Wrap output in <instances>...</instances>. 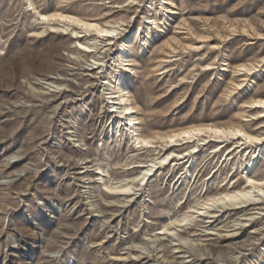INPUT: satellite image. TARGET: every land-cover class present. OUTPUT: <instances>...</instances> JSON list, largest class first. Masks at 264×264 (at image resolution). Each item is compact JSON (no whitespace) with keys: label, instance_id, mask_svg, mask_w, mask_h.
Here are the masks:
<instances>
[{"label":"rangeland","instance_id":"obj_1","mask_svg":"<svg viewBox=\"0 0 264 264\" xmlns=\"http://www.w3.org/2000/svg\"><path fill=\"white\" fill-rule=\"evenodd\" d=\"M31 2L35 11L0 0V264H264L261 196L203 206L246 189L251 161L264 182V0ZM37 13L119 32L56 31ZM126 44L144 136L215 126L259 140L202 134L138 148L115 135ZM171 150L132 193L105 188Z\"/></svg>","mask_w":264,"mask_h":264},{"label":"bare ground","instance_id":"obj_2","mask_svg":"<svg viewBox=\"0 0 264 264\" xmlns=\"http://www.w3.org/2000/svg\"><path fill=\"white\" fill-rule=\"evenodd\" d=\"M29 7L33 11V4L31 0H28ZM39 20L42 22H53L56 21L58 24L60 23L61 26L53 27L52 29H56L59 31H66V28L68 27V24L76 25L80 28V30L84 33H90L94 32L96 33V38L99 37H108L111 38L114 35H116L119 32L118 27H111L109 29H103L99 27L97 24L89 23L82 21L76 17L72 16H66L62 14H49V15H42L37 13ZM150 23L153 24L155 21L153 18L149 19ZM51 29V28H50ZM58 32V33H61ZM71 34L73 36L79 35V32H76L75 30L71 31ZM77 39V38H76ZM95 40V39H94ZM80 43V42H79ZM126 43H132L131 39L127 41ZM149 42H144V45L148 46ZM81 47L85 50L90 49L89 46L80 44ZM79 45V46H80ZM131 52V46L129 44H126L123 46L121 50L120 59L122 61V64L127 71L126 74H121V81H118L117 87L115 89L114 93H111L114 97L110 98V100L113 101V107L114 111L113 113H116L119 117V121L114 124L112 127V132H114L115 135L118 134V137L122 136V132H128L129 134V141H131L133 144L136 145L138 148H147L150 147L152 144V140L156 139L159 140L162 144H164L166 147H174V145L179 144L180 142L184 143H190L195 138L201 136L202 134H206L208 137H214L221 139L223 137L227 136H241L242 140L245 142H252L257 141L259 138L251 136L241 130H230V129H223L218 128L215 126H203V127H190V128H184L178 131H173L171 133L165 134L163 136H157L155 138L146 137L142 134L139 127L140 119L136 116V108L132 101L129 99V91H128V84L129 80L126 79V75L133 72V68H131L128 63L131 62V59H129V55ZM114 76L110 75V78H113ZM114 79V78H113ZM110 82V81H109ZM257 105L262 106L264 108V101H258L256 103ZM198 140V139H197ZM194 143V142H193ZM196 149L192 148V150ZM175 153L171 150L170 152L163 155L162 158L157 159L158 162L152 161L149 165H146L142 171H140L136 176L130 179H125L122 181L117 182L115 186H108L105 185V188L108 191H115L119 192L121 194H129L134 191V188H139L140 185L144 184V182L148 179V177L154 172V170L157 168V166L162 165L166 163L168 160H170ZM178 156V154H177ZM181 156V155H180ZM251 161V160H250ZM250 163V164H249ZM248 164V171L245 176L246 179V189L237 190L232 193H224L219 196H214L210 199H208L204 204V208H209L211 205L215 204H222L224 202H237L240 200H250L254 199L255 197H262L264 199V189L262 188V185H264V182L262 181H256L251 178L249 175L250 172L254 169L253 162H249ZM100 173H104L102 169H97ZM102 180V179H100ZM101 213L100 211H96ZM197 212V211H196ZM193 215H186L180 220H174L172 221L170 218L166 220V225L162 228V233H170L171 230L167 228L168 225H173L174 223L177 224H186L190 222ZM138 247V246H137Z\"/></svg>","mask_w":264,"mask_h":264}]
</instances>
